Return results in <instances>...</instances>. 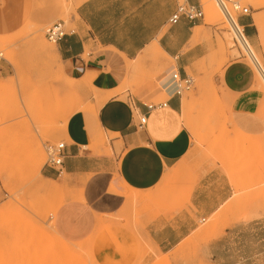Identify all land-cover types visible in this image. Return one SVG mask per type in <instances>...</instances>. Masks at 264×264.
<instances>
[{
	"label": "crops",
	"instance_id": "1",
	"mask_svg": "<svg viewBox=\"0 0 264 264\" xmlns=\"http://www.w3.org/2000/svg\"><path fill=\"white\" fill-rule=\"evenodd\" d=\"M75 1L77 28L57 47L68 73L81 81L78 92L86 86L91 92L89 103L69 109L61 127L66 144L61 172L42 169L41 181L59 182L64 194L52 217L55 232L70 243L87 241L101 217L115 220L130 199L133 228L121 234L131 247L125 258L130 264L137 262L142 246L164 255L191 237L206 244L212 264H264V184L240 187L263 179L264 165L240 169L213 160L212 167L190 178L185 184L189 188L156 206L192 148L193 137L183 121L185 95H174L175 79L152 94H119L126 72L135 73L137 64L163 62L164 57L175 60L172 68L179 78L203 76L202 64L215 40L207 34L213 28L205 18L171 24L179 0ZM239 24L248 37L256 35L253 17L243 15ZM213 80L232 97L229 127L246 141L264 140V90L252 67L235 59ZM157 96L165 97L168 106L149 111V101ZM142 116L147 117L143 126ZM103 132L116 136L111 151L96 149L104 142ZM125 190L134 196H126ZM145 201L150 205L141 215ZM210 222L213 227L203 230Z\"/></svg>",
	"mask_w": 264,
	"mask_h": 264
},
{
	"label": "rangeland",
	"instance_id": "2",
	"mask_svg": "<svg viewBox=\"0 0 264 264\" xmlns=\"http://www.w3.org/2000/svg\"><path fill=\"white\" fill-rule=\"evenodd\" d=\"M223 1L238 24L243 15L234 10L233 3L250 8L248 17L254 18L256 35L250 38L245 33L249 51L220 1L201 0L204 21L213 28L207 39L215 40L202 64L203 76L190 73L196 80L195 88L184 96L183 121L193 144L188 159L168 180L163 198L154 202L156 206L189 188L185 184L190 178L212 167L213 160L240 169L264 165V140L246 141L229 127L227 108L232 97L213 80L229 62L244 59L264 90V0ZM76 7L75 0H0V51L5 57L0 61V264H130L125 258H129L131 247L125 246L121 234L133 228L132 200L115 220L105 222L101 217L97 231L87 241L70 243L55 232L52 219L64 202L60 184L41 181L46 146L64 142L61 125L71 113L69 109L86 106L90 100L89 86L85 92H78L81 81L68 73L57 44L46 38L47 28L61 20L68 31L76 30ZM48 51L54 56H48ZM172 65L175 60L166 57L157 64L149 61L140 68L137 64L135 73L124 74L119 94L127 98L129 94L157 92L179 79ZM165 100L157 96L149 103ZM101 136L104 142L96 149L111 151L110 142L116 136L105 132ZM120 151L117 147V154ZM261 184L264 177L240 187ZM125 195L134 196L128 190ZM149 205L146 201L141 205V215ZM212 227L211 222L202 226L203 230ZM135 264L212 263L206 244L191 237L164 255L156 254L151 246H142Z\"/></svg>",
	"mask_w": 264,
	"mask_h": 264
},
{
	"label": "built area",
	"instance_id": "3",
	"mask_svg": "<svg viewBox=\"0 0 264 264\" xmlns=\"http://www.w3.org/2000/svg\"><path fill=\"white\" fill-rule=\"evenodd\" d=\"M226 13L232 20V16L230 11L223 0H219ZM233 8L236 11H240L242 15H250V8L242 7L240 3L234 2ZM205 18V12L201 3H195L193 0H183L180 4H178L175 12L170 18L171 24H176L180 20L185 19L190 23H196ZM240 25V24H239ZM236 29L239 33L240 28L236 26ZM242 33L245 34V30L243 28ZM69 31L66 27V23L64 21H59L51 25L46 30V38L55 44H58L62 41L67 35ZM246 36V35H245ZM4 54L0 51V61L4 60ZM196 80L193 76H186L185 78H179L174 82V95H185L186 93L192 91L195 88ZM168 106V102L161 101L158 103H152L148 105V110L152 111L155 109L166 108ZM147 122V117L142 116L140 119V125L143 126ZM47 152V161L46 166L50 167L57 172H61L65 156H66V144L65 142H60L58 144H48L46 146Z\"/></svg>",
	"mask_w": 264,
	"mask_h": 264
},
{
	"label": "bare ground",
	"instance_id": "4",
	"mask_svg": "<svg viewBox=\"0 0 264 264\" xmlns=\"http://www.w3.org/2000/svg\"><path fill=\"white\" fill-rule=\"evenodd\" d=\"M219 4V3H218ZM220 6H221V3H220ZM223 7V6H222ZM216 13H219V12H217L216 11ZM231 20V19H230ZM231 23H232V26L234 27V30L236 31V33H238V37L240 38V40L242 41V42H244L245 44H246V47H248V49L250 48V46L248 45V42H247V38H246V36H245V34L244 33H242V30H243V28L237 23V22H235V20L233 19V17H232V20H231ZM258 24H259V26L261 27V28H263V24H262V21H261V19H258ZM235 25L236 26H238L239 28H240V32L241 33H239L238 31H237V29H236V27H235ZM240 41V42H241ZM41 42H43V40L41 41ZM45 42V41H44ZM43 42V43H44ZM45 45V44H44ZM244 45V44H243ZM45 46H48V45H45ZM245 46V45H244ZM42 51V50H41ZM249 51H250V49H249ZM47 55L48 56H50V57H53L54 56V54L53 53H51V51L49 52H47ZM5 89V88H4ZM0 90H1V88H0ZM1 92V91H0ZM68 119V117H65L64 119H63V124H65V123H67V120ZM62 124V125H63ZM61 125V126H62ZM58 240V239H57ZM75 247V246H74ZM69 252V251H68ZM71 252V251H70Z\"/></svg>",
	"mask_w": 264,
	"mask_h": 264
}]
</instances>
